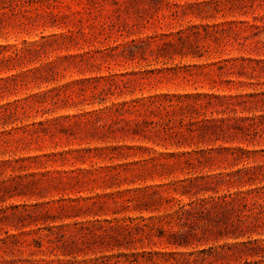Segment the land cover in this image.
Returning a JSON list of instances; mask_svg holds the SVG:
<instances>
[{
	"label": "rangeland",
	"instance_id": "1",
	"mask_svg": "<svg viewBox=\"0 0 264 264\" xmlns=\"http://www.w3.org/2000/svg\"><path fill=\"white\" fill-rule=\"evenodd\" d=\"M0 264H264V0H0Z\"/></svg>",
	"mask_w": 264,
	"mask_h": 264
}]
</instances>
